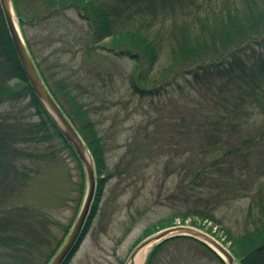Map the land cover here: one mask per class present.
<instances>
[{"label":"trees","instance_id":"1","mask_svg":"<svg viewBox=\"0 0 264 264\" xmlns=\"http://www.w3.org/2000/svg\"><path fill=\"white\" fill-rule=\"evenodd\" d=\"M11 1L20 32L42 80L79 133L94 162L96 193L81 240L97 210L108 176L105 149L88 108L72 93L67 79L53 70L54 66L42 58L27 37V30L46 22L50 13L66 10H71L87 26L89 49L100 46L133 61L135 68L131 77L135 88H155L156 83L178 76H185L186 86L196 90L208 86L209 90L215 85L216 90L208 95V101L188 108L191 115L179 128L186 137L188 149L191 144H199L200 150L189 156L184 168L188 184L184 197L191 206L184 215L168 216L150 225L143 239L175 226V218L184 225L185 218L190 216L197 221H190L189 226L221 241L238 264H264V187L251 193V185L264 176V0ZM199 1L205 2L203 13L201 5L197 6ZM169 13L175 25L167 61L151 74L163 52L161 35L166 33L164 20ZM158 15L160 25L154 28L159 23ZM0 57V264H27L41 240L35 226H43L44 221L41 214L32 215L25 208L7 206L28 179L30 168L19 161L20 157L27 156L22 145L37 141L39 134L42 137L52 134L74 157L75 154L33 94L1 10ZM154 91L160 94L159 89ZM21 93L29 96L37 122L18 117L15 101ZM7 103L10 107L6 109ZM221 191L250 197L244 221L236 227L222 224L214 216L216 207L209 203L208 196L217 197ZM201 202L203 206L198 207ZM203 221L211 222L212 226L206 228ZM213 226H218L215 232H212ZM174 243H190L191 257L182 259L184 255L176 257L174 251L168 253V247ZM70 259L71 256L64 264ZM193 259L197 264H224L210 248L186 236L153 247L145 264H179Z\"/></svg>","mask_w":264,"mask_h":264},{"label":"rangeland","instance_id":"2","mask_svg":"<svg viewBox=\"0 0 264 264\" xmlns=\"http://www.w3.org/2000/svg\"><path fill=\"white\" fill-rule=\"evenodd\" d=\"M204 3L199 1L197 5H201V13L206 7ZM171 13L164 20L163 52L151 74L167 61L175 25ZM160 20L158 15L159 23L154 28L159 27ZM27 37L42 58L54 66L53 70L67 79L72 93L88 108L105 149L108 176L89 228L68 264H126L150 225L168 216L184 215L191 206L184 197L188 191L184 168L189 156L200 150L199 144H191V150L188 149L179 128L191 115L188 108L208 101L215 85L209 90V86L196 90L186 86L185 76H178L156 83L154 89L135 88L131 77L133 61L100 46L89 49L87 26L71 10L50 13L46 22L27 30ZM156 88L159 95L154 91ZM29 103L28 95L19 94L15 101L18 117L37 122L38 116ZM22 148L27 156L19 161L30 168L28 179L7 206L42 215L43 226H35L41 240L27 264H44L75 221L85 180L79 162L58 137L39 134L37 141L26 142ZM262 186L264 176L251 185V193ZM208 197L209 203L216 207L213 212L220 223L230 227L243 223L250 197L235 196L228 191H221L217 195L220 198ZM192 220L197 221L186 217L183 226H189ZM180 223L179 218L173 219L175 226ZM202 225L212 226L209 221H203ZM217 228L213 226L212 232ZM167 250L174 251L176 257L184 255L182 259L193 254L190 243H174ZM195 260L179 264H197Z\"/></svg>","mask_w":264,"mask_h":264},{"label":"water","instance_id":"3","mask_svg":"<svg viewBox=\"0 0 264 264\" xmlns=\"http://www.w3.org/2000/svg\"><path fill=\"white\" fill-rule=\"evenodd\" d=\"M0 10L15 54L33 94L38 100L45 115L50 119L65 142L73 150L84 172L85 194L80 210L65 240L54 254L52 259L48 262V264H64L66 259L74 251L76 245L78 244L91 210L96 189L94 163L85 143L65 117V115L62 113L61 109L54 101L47 87L43 83V80L41 79L34 65V62L20 33L11 0H0ZM184 236L196 239L210 248L223 260L225 264H233L234 262L236 263L234 257L230 254L227 248L211 235L190 226H174L163 229L144 239L129 255L126 264H136V256L143 248L148 247L149 251L164 241L175 237ZM145 260L146 257L144 258L142 264L145 263Z\"/></svg>","mask_w":264,"mask_h":264},{"label":"bare ground","instance_id":"4","mask_svg":"<svg viewBox=\"0 0 264 264\" xmlns=\"http://www.w3.org/2000/svg\"><path fill=\"white\" fill-rule=\"evenodd\" d=\"M148 247L147 248H143L139 253L138 255L136 256V264H142L143 261H144V258L148 252ZM233 264H236L235 262Z\"/></svg>","mask_w":264,"mask_h":264}]
</instances>
